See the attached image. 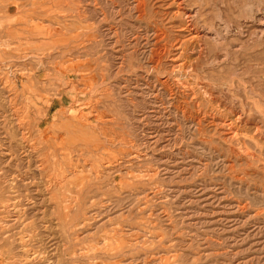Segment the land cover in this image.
<instances>
[{"label":"rangeland","instance_id":"374dc122","mask_svg":"<svg viewBox=\"0 0 264 264\" xmlns=\"http://www.w3.org/2000/svg\"><path fill=\"white\" fill-rule=\"evenodd\" d=\"M18 1L0 0V160L8 159L0 174L11 172L0 177V212L18 204L0 214V264H264V42H246L251 23L245 37L223 33L224 21L241 25L251 8L241 0ZM248 2L264 11V0ZM207 30L217 39L201 37ZM17 35L29 41L23 53ZM58 111L88 137L66 159ZM17 115L30 116L24 139L13 129Z\"/></svg>","mask_w":264,"mask_h":264},{"label":"bare ground","instance_id":"6f19581e","mask_svg":"<svg viewBox=\"0 0 264 264\" xmlns=\"http://www.w3.org/2000/svg\"><path fill=\"white\" fill-rule=\"evenodd\" d=\"M23 1V0H22ZM54 1V0H53ZM92 1V0H91ZM248 1H250V0H241V2H245L246 3V7H247V9H249V8H251L250 10H247V11H250L249 12V16L250 17H247V18H245L244 19V21L241 23L240 22V24L241 25H238V26H236V25H232L233 24V22H232V24L230 23V22H225L224 21V40L226 41L227 39H229L228 37H229V35L230 34H232V35H234L235 37L236 36H238V37H242V36H246V33H245V29L244 28H248L249 27V25H248V27H245V26H247V24H249V23H251V27H250V29H251V31H252V34H251V36H249V39L246 41V42H253V43H261V42H264V11H263V9H261V8H259V6H258V4H257V8H252L251 6H252V3H253V1H251L252 3H250V2H248ZM19 3H20V0L18 1ZM142 2V1H141ZM146 2V1H145ZM230 2H232L233 4V6L235 5H238V4H236V2H240L239 0H230ZM254 2H255V0H254ZM258 3H260L261 4V2H263V1H261V2H259V1H257ZM49 3V2H48ZM50 4V3H49ZM52 4V3H51ZM141 4V3H140ZM181 4V3H180ZM259 4V5H260ZM18 5V4H17ZM26 5V4H25ZM54 5V4H53ZM111 5V4H110ZM178 5H179V3H178ZM185 5V4H184ZM20 6H21V4H20ZM29 6H31V3H30V5ZM37 6V5H36ZM38 6H40V5H38ZM45 6V5H44ZM232 6V8H234ZM239 6V5H238ZM254 6V5H253ZM256 6V5H255ZM254 6V7H255ZM263 6V5H262ZM23 7H26V6H23ZM143 7H145V6H143ZM245 7V5H244V7L243 8H246ZM19 8V7H18ZM129 8V7H128ZM139 8V7H138ZM231 8V9H232ZM243 8H241V9H243ZM32 9V8H31ZM35 9H37V8H35ZM238 9V8H237ZM41 10V9H40ZM46 10V9H45ZM44 9H43V12L45 11ZM48 10V9H47ZM140 10V9H139ZM181 10V9H180ZM227 10V9H226ZM229 11H230V9H228ZM233 10V9H232ZM235 10V9H234ZM240 10V9H239ZM13 11V10H12ZM42 11V10H41ZM115 11H116V9H115ZM219 11H220V9H219ZM228 11V12H229ZM236 11H238V10H236ZM242 11H244V10H242ZM241 11V12H242ZM222 12V11H221ZM234 12V11H233ZM240 12V11H239ZM49 13V12H48ZM119 13V12H118ZM179 13V12H178ZM227 13V12H226ZM243 13H245V11L243 12ZM23 14V13H22ZM39 14V13H38ZM42 14V13H41ZM151 14V13H150ZM188 15V18L190 19V21H194V20H196V18H198L197 16L199 15V10H191V11H189V13H187ZM231 14H233L232 12H231ZM19 15V14H18ZM29 15V14H28ZM159 15V14H158ZM219 15H221V14H219ZM229 15V14H228ZM44 16V15H43ZM52 16V15H51ZM152 16H153V14H152ZM200 16V15H199ZM225 16V15H224ZM231 16V15H230ZM233 16H235L234 14H233ZM238 16V18H239V15H237ZM23 17V16H22ZM35 17V16H34ZM214 17V16H213ZM217 17H218V15H217ZM216 17V18H217ZM222 17V16H221ZM228 18H230V17H228ZM232 18V17H231ZM250 18V20H248ZM218 19V18H217ZM233 19V18H232ZM237 19V18H236ZM19 20V19H18ZM30 20V19H29ZM33 20V19H32ZM36 20V19H35ZM44 19H42V21H43ZM147 20V19H146ZM219 20H220V18H219ZM221 20H223V19H221ZM227 21H228V19H226ZM41 21V22H42ZM230 21V20H229ZM232 21V20H231ZM242 21V20H241ZM148 22V21H147ZM237 22V21H236ZM26 23V22H25ZM43 23V22H42ZM45 23V22H44ZM156 23V22H155ZM22 24V23H21ZM24 24V23H23ZM31 24V23H30ZM193 24V23H192ZM212 24V23H211ZM210 24V25H211ZM219 24V23H218ZM221 24V23H220ZM116 25V24H115ZM185 25V24H184ZM200 25V24H199ZM217 25V24H216ZM22 26V25H21ZM23 26H25V24L23 25ZM28 26V25H27ZM193 26V25H192ZM212 26V25H211ZM138 27V26H137ZM218 27V26H217ZM221 27V26H220ZM33 28V27H32ZM30 29L31 31L32 30H35V29ZM152 28V27H151ZM206 28V27H205ZM214 28H215V26H214ZM249 29V30H250ZM26 29H24V31H25ZM216 30V29H215ZM214 30V31H215ZM220 30V29H219ZM24 31H21V32H24ZM110 31V30H109ZM114 31H115V29H114ZM141 31V30H140ZM145 31V30H144ZM156 31V30H155ZM204 31V30H203ZM221 31V30H220ZM1 33V32H0ZM45 33H47V31H45ZM103 33V32H102ZM137 33H139V32H137ZM203 33V36H201V37H203V38H211L212 40L214 39H217V37L218 36H215L214 35V33L213 34H211L210 32H208V30H207V32H202ZM18 34V33H17ZM33 34H35V33H33L32 32V35ZM52 34V33H51ZM219 34H220V32H219ZM218 34V35H219ZM42 34H38V33H36L35 35H33V37H35V36H41ZM45 35V34H44ZM250 35V34H249ZM2 36V35H1ZM6 36V35H5ZM17 36H20V40H19V48H18V51H20V52H24V50H23V46H25V42L26 41H28V40H26V41H23L24 39H23V35H17ZM47 36V35H46ZM198 36V35H197ZM32 37V36H31ZM31 37H29V38H31ZM31 38V39H33L34 40V38ZM41 37H43V36H41ZM146 37V36H145ZM194 37V36H193ZM222 37V36H221ZM221 37H220V39H221ZM231 37V36H230ZM235 37H234V39H235ZM2 38V37H1ZM19 38V37H18ZM24 38H26V36L24 37ZM47 38V37H46ZM78 38V37H77ZM239 38V39H240ZM247 38V37H246ZM21 39H22V42H21ZM44 39V38H43ZM50 39V38H49ZM76 39V38H75ZM146 39V38H145ZM219 39V38H218ZM245 39V38H244ZM33 40H32V42H33ZM223 40V41H224ZM230 40H231V38H230ZM193 41V40H192ZM237 41H240V40H235V42H236V44H237ZM29 42V41H28ZM40 42V41H39ZM39 42L37 43V44H39ZM216 42V41H215ZM218 42V41H217ZM31 43V42H30ZM137 43V42H136ZM220 43H221V41H220ZM219 43V45H221ZM226 43V42H225ZM227 43H228V41H227ZM252 43V44H253ZM51 44V43H50ZM67 44H69V43H67ZM72 44V43H71ZM114 44V43H113ZM117 44V43H116ZM200 44V43H199ZM34 45V44H33ZM131 45V44H130ZM164 45V44H163ZM204 45V44H203ZM225 45V44H224ZM229 45V44H228ZM242 45V44H241ZM32 46V45H31ZM200 46V45H199ZM216 46H217V44H216ZM230 46V45H229ZM250 46V45H249ZM84 47V46H83ZM123 47V46H122ZM236 47V46H235ZM2 48V47H1ZM142 48V47H141ZM172 48V47H171ZM170 48V49H171ZM219 48H220V46H219ZM241 48H242V46L240 47V52L242 51L241 50ZM149 49V48H148ZM160 49V48H159ZM203 49H204V47H203ZM227 49H230V48H227ZM232 49V48H231ZM246 49V48H245ZM224 50H226V49H224ZM238 50V49H237ZM256 49H254V51H255ZM27 51V50H26ZM137 51V50H136ZM226 51H228V50H226ZM232 51H233V49H232ZM33 52V51H32ZM69 52V51H68ZM116 52V51H115ZM161 52V51H160ZM239 52V51H238ZM239 52V53H240ZM29 53V52H28ZM242 53V52H241ZM244 53V52H243ZM49 54V53H48ZM137 54V53H136ZM169 54V53H168ZM168 54H166V55H168ZM223 54V53H222ZM44 55V54H43ZM229 55V54H228ZM28 56V55H27ZM32 56V55H31ZM169 56V55H168ZM226 55L224 54V57H225ZM20 57H22V56H20ZM29 57V56H28ZM39 56H37V58H38ZM161 57V56H160ZM231 57V56H230ZM40 58V57H39ZM127 58V57H126ZM215 58V57H214ZM222 58V57H221ZM227 58H228V56H227ZM226 58V59H227ZM13 59V58H12ZM30 59H32L31 57H30ZM33 59H34V57H33ZM116 59H118V58H116ZM217 59V58H216ZM225 59V58H224ZM40 60V59H39ZM42 60V59H41ZM222 60V59H221ZM10 61V60H9ZM23 61V60H22ZM127 61V60H126ZM2 62H3V60H2ZM7 62H8V60H7ZM25 62V61H24ZM45 62V61H44ZM224 62H225V60H224ZM9 63V62H8ZM12 63V62H11ZM17 63V62H16ZM82 63V62H81ZM161 63V62H160ZM215 63V62H214ZM220 63H223V62H220ZM226 63V62H225ZM18 64H19V62H18ZM80 64V63H79ZM73 65V64H72ZM4 66V65H3ZM71 66V65H70ZM119 66V65H118ZM121 66V65H120ZM161 66V65H160ZM4 68V67H3ZM12 68V67H11ZM66 68H68V67H65V69ZM74 68H76V67H74ZM153 68V67H152ZM165 68V67H164ZM7 69H9V68H7ZM47 69V68H46ZM86 69V68H85ZM131 69V68H130ZM0 70H1V68H0ZM23 70V69H22ZM49 70V69H48ZM70 69H68L67 71H69ZM3 71V70H2ZM7 71H9V70H7ZM11 71V70H10ZM14 71V70H13ZM16 71V70H15ZM17 71H18V69H17ZM32 71V70H31ZM56 71V70H55ZM80 71H82V70H80ZM163 71H164V69H163ZM19 72V71H18ZM22 72V71H21ZM28 72V71H27ZM30 72V71H29ZM34 72V71H33ZM54 72V71H53ZM7 73V72H6ZM81 73V72H80ZM21 74V73H20ZM26 74V73H25ZM25 74L24 73H22L20 76H22V75H24L25 76ZM28 74V73H27ZM69 74V73H68ZM86 74V73H85ZM89 74V73H88ZM149 74V73H148ZM183 74V73H182ZM30 75V74H29ZM33 75V74H32ZM38 75H40V74H38ZM42 75V74H41ZM60 75H61V73H60ZM83 75H84V73H83ZM189 75V74H188ZM3 76V75H2ZM1 76V77H2ZM13 76H14V74H13ZM13 76H12V78H13ZM69 76V75H68ZM88 76V75H87ZM23 77V76H22ZM27 77V76H26ZM29 78L28 79H30V76H28ZM34 77V76H33ZM41 77V76H40ZM48 77H50V76H48ZM54 77V76H53ZM55 77H56V74H55ZM235 77V76H234ZM57 78V77H56ZM77 78V77H76ZM79 78V77H78ZM148 78V77H147ZM201 78V77H200ZM0 79H2V78H0ZM5 79V78H4ZM9 80H10V83H11V79L10 78H8ZM89 79V78H88ZM150 79V78H149ZM233 79V78H232ZM36 80H38V79H36ZM48 80V79H47ZM69 80V79H68ZM33 81V80H32ZM60 81H62L63 82V80H60ZM65 81H67V80H65ZM71 81V80H70ZM69 81V82H70ZM76 81V80H75ZM75 81H74V83H75ZM82 81H83V79H82ZM21 82V81H20ZM26 82V81H25ZM29 82H30V80H29ZM68 82V81H67ZM71 82H73V81H71ZM77 82V81H76ZM208 82V81H207ZM232 82V81H231ZM26 83H28V82H26ZM31 83V82H30ZM33 83H34V81H33ZM48 83V82H47ZM86 83V82H85ZM8 84H9V81H8ZM14 84V83H13ZM18 84V83H17ZM76 84V83H75ZM74 84V85H75ZM89 84V83H88ZM231 84V83H230ZM229 84V85H230ZM0 85H1V81H0ZM10 85V84H9ZM9 85H6V86H9ZM34 85V84H33ZM62 85V84H61ZM66 85V84H65ZM92 85H93V83H92ZM105 85V84H104ZM228 85V84H227ZM76 86V85H75ZM90 86V85H89ZM10 87V86H9ZM61 86L59 85V88H60ZM70 87V86H69ZM93 87V86H92ZM1 89H3L2 88V85H1V87H0ZM4 88H7V87H5L4 86ZM11 88V87H10ZM23 88H24V90L26 91V89H28L29 87L28 86H23ZM31 88H32V86H31ZM33 88H35L34 86H33ZM58 88V87H57ZM66 88V87H65ZM94 88V87H93ZM95 88H96V86H95ZM94 88V89H95ZM0 89V90H1ZM15 89V88H14ZM30 89V88H29ZM36 89V88H35ZM61 89V88H60ZM59 89V90H60ZM80 89V88H79ZM86 89V88H85ZM93 89V90H94ZM225 89V88H224ZM12 90H13V88H12ZM17 90V89H16ZM19 90H21V89H19ZM52 90V89H51ZM64 90V89H63ZM117 90V89H116ZM7 91V90H6ZM10 90H8V94L10 93L9 92ZM32 91V90H31ZM57 91V90H56ZM95 91V90H94ZM165 91V90H164ZM251 91V90H250ZM1 92V91H0ZM21 92V91H20ZM28 92V94L30 93L29 91H27ZM33 92V91H32ZM78 92V91H77ZM4 93V95H6L5 94V92H3ZM12 93V92H11ZM16 93V92H15ZM43 93V92H42ZM216 93V92H215ZM2 94V93H1ZM0 94V95H1ZM18 94H19V92H18ZM17 93H16V95L15 96H17L18 95ZM27 94V93H26ZM31 94V93H30ZM40 94V93H39ZM3 95V96H4ZM20 95V94H19ZM32 95V94H31ZM35 95H36V93H35ZM57 95V94H56ZM64 95V94H63ZM11 96V95H10ZM71 96H72V94H71ZM77 96V95H76ZM210 96V95H209ZM6 97H7V95H6ZM23 97V96H22ZM16 98V97H15ZM20 98V97H19ZM30 98V97H29ZM32 98V97H31ZM35 98V97H34ZM37 98V97H36ZM35 98V99H36ZM40 98V97H39ZM61 98V97H60ZM213 98V97H212ZM4 99V98H3ZM11 99H13V98H11ZM11 99H8L9 100V102L11 103L12 101H10ZM22 99H24V98H22ZM34 99V100H35ZM1 100V99H0ZM8 100H4V101H7L8 102ZM25 100V99H24ZM26 100H29V99H26ZM99 100V99H98ZM222 100V99H221ZM31 100H29V102H30ZM3 102V101H2ZM14 102H16V101H14ZM23 102V101H22ZM28 102V101H27ZM26 102V103H27ZM61 102V101H60ZM5 103V102H4ZM10 103H9V105H10ZM3 104V103H2ZM8 104V103H7ZM14 104V103H13ZM15 104H17V102L15 103ZM26 105V107L25 108H27V104H25ZM4 106H6V105H4ZM12 106H15V105H12ZM33 106V105H32ZM2 107V106H1ZM18 107V106H17ZM4 108V107H3ZM3 108H1V109H3ZM11 108V107H10ZM18 108H20V107H18ZM5 109V108H4ZM21 109V108H20ZM31 109H32V107H31ZM9 110V109H8ZM16 110V109H15ZM29 110H30V108H29ZM1 111V110H0ZM4 111V110H3ZM6 111V113H7V110H5ZM19 111V110H18ZM23 111V110H22ZM182 111V110H181ZM9 112V111H8ZM15 112V111H14ZM17 112V111H16ZM15 112V113H16ZM21 112V111H20ZM59 112V111H58ZM10 113H13V111L12 112H10ZM24 113V112H23ZM23 113L21 112V115H23ZM35 113H37V111L35 112ZM68 112H66V113H64L63 111H60L59 112V115H58V118H57V122H60L59 124L58 123H56V124H58V128H57V130L58 131H61L63 134H65V138L62 140V142H61V144H63L62 145V148L64 149V151L66 152V154H65V159L67 158V155H70V157H73L71 154H72V152L70 151V149L71 148H75L74 146H76L77 144H78V142L79 141H81V140H83V141H86V138L88 139V137H87V135H83V134H81L80 132L81 131H79V129H78V127L77 126H74V125H72V123H71V121H74L75 119L74 118H70V119H68L69 118V115L67 114ZM14 114V113H13ZM20 114V113H19ZM34 114V113H33ZM7 115V114H6ZM8 115H12V114H8ZM21 115H17L16 116V119L14 120V119H12V120H14L13 122H14V124H15V126L13 127V126H11V127H13V129L16 131V130H19V129H21V133L23 134V131H22V129H23V127L27 124V122H29V124H30V116L29 115H24V116H21ZM31 115V114H30ZM241 115V114H240ZM13 117L15 116V115H12ZM1 117V116H0ZM3 117H4V115H3ZM32 117V116H31ZM184 117V116H183ZM240 117V116H239ZM8 118V117H7ZM7 118H6V120H7ZM11 118V117H10ZM33 118H34V116H33ZM84 118V117H83ZM5 119V118H4ZM4 119L2 120V121H4ZM36 119V118H35ZM35 119L33 120V121H35ZM0 120H1V118H0ZM11 120V119H10ZM38 120H40V119H38ZM8 121H9V119H8ZM37 121V120H36ZM1 122V121H0ZM75 122V121H74ZM73 122V123H74ZM3 123V122H2ZM2 123H0L1 125H2ZM40 123V122H39ZM4 124V123H3ZM9 124V123H8ZM12 124V123H11ZM28 124V125H29ZM32 124H34V123H32ZM81 124V123H80ZM80 124H78V125H80ZM0 125V126H1ZM39 125V124H38ZM55 125V124H54ZM3 126H5V125H2V127ZM10 126V125H9ZM11 127H10V129H11ZM36 127V126H35ZM53 127V126H52ZM82 127V126H81ZM5 128H6V126H5ZM25 128V127H24ZM27 128V127H26ZM29 128V127H28ZM7 129V128H6ZM9 129V128H8ZM29 129H31V128H29ZM1 130V129H0ZM13 130V131H14ZM27 130V129H26ZM3 131V130H2ZM20 131V130H19ZM32 131V130H31ZM31 131H30V133H31ZM43 131V130H42ZM51 131V130H50ZM54 131V130H53ZM8 132H10L9 130H8ZM25 132V131H24ZM33 132H34V130H33ZM52 132V131H51ZM56 131H54L53 133H55ZM1 133V132H0ZM5 133V132H4ZM14 133V132H13ZM18 133V132H17ZM43 133V132H42ZM58 133V132H57ZM1 134H3V133H1ZM26 134V133H25ZM25 134H23V139H24V137L26 138V136H24ZM41 134V133H40ZM59 134V133H58ZM80 136H79V135ZM6 134H4V136H5ZM19 135L21 136V134L19 133ZM36 135V134H35ZM18 136V135H17ZM16 136V137H17ZM30 136V135H29ZM32 136V135H31ZM58 136V135H57ZM59 137V136H58ZM78 137H81V139H79ZM1 138V137H0ZM8 138V137H7ZM32 138V137H31ZM36 138V137H35ZM34 138V139H35ZM38 138V137H37ZM40 138V137H39ZM52 138V137H51ZM93 138V137H92ZM5 139V138H4ZM40 139H44V138H42V136H41V138ZM58 139V138H57ZM62 139V138H61ZM95 139V138H94ZM21 140V139H20ZM28 140H29V138H28ZM27 140V141H28ZM51 140V139H50ZM49 140V141H50ZM54 140V139H53ZM116 140V139H115ZM7 141V140H6ZM14 141V140H13ZM24 141H26V140H24ZM32 141V140H31ZM41 141V140H40ZM43 141V140H42ZM2 142V141H1ZM11 142V141H10ZM15 142H17V141H15ZM8 143V142H7ZM18 143V142H17ZM21 143V142H20ZM20 143H19V145H20ZM27 143V142H26ZM32 143V142H31ZM44 143V142H43ZM47 143V142H46ZM57 143H58V141H57ZM90 143V142H89ZM110 143V142H109ZM1 144V143H0ZM2 144H4V141H3V143ZM29 144V143H28ZM38 144H40V143H38ZM37 144V145H38ZM51 144H52V142H51ZM55 144H56V142H55ZM9 145V144H8ZM15 145V144H14ZM23 145V144H22ZM30 145V144H29ZM32 145V144H31ZM37 145H36V147H37ZM40 145H43V144H40ZM39 145V146H40ZM46 145H48V144H46ZM69 145V146H68ZM10 146L12 147L13 145H11L10 144ZM18 146V144L16 145V147ZM27 146V145H26ZM33 146H34V142H33ZM32 146V147H33ZM44 146V145H43ZM42 146V147H43ZM52 146H53V144H52ZM9 147V146H8ZM20 147V146H19ZM22 147V146H21ZM24 147H25V145H24ZM35 147V148H36ZM49 147V146H48ZM77 147V146H76ZM82 147V146H81ZM88 147V146H87ZM3 148V147H2ZM13 148V147H12ZM11 148V149H12ZM28 148V147H27ZM40 148V147H39ZM84 148V147H83ZM86 148V147H85ZM92 148V147H91ZM9 149V148H8ZM15 149V148H14ZM22 149V148H21ZM25 149V148H24ZM30 149V148H29ZM77 149V148H76ZM81 149V148H80ZM1 150H3V149H1ZM4 150H5V148H4ZM19 151H20V149H18ZM28 150V149H27ZM36 150V149H35ZM54 150H57V149H54ZM91 150V149H90ZM12 151H14V150H12ZM11 151V152H12ZM16 151V150H15ZM25 151H26V149H25ZM25 151H23V152H25ZM30 151V150H29ZM32 151V150H31ZM38 151V150H37ZM51 151V150H50ZM60 151V150H59ZM63 151V150H62ZM84 151V150H83ZM86 151V150H85ZM89 151V150H88ZM96 151V150H95ZM10 152V153H11ZM36 152V151H35ZM52 152H54L53 150H52ZM76 154L78 155V152L80 153L81 152V150H76ZM92 152H94V151H92ZM0 153H2V152H0ZM12 153H15V152H12ZM21 153V152H20ZM27 154H29L28 152H26ZM33 153V152H32ZM38 153V152H37ZM50 153V152H49ZM60 153H62V152H60ZM95 153V152H94ZM4 154V153H3ZM8 154V153H7ZM16 154V153H15ZM55 154V153H54ZM59 154V153H58ZM75 154V155H76ZM89 154V153H88ZM2 155V154H1ZM11 155V154H10ZM18 156H19V154H17ZM47 155V154H46ZM62 155V154H61ZM64 155V154H63ZM80 155V154H79ZM100 155V154H99ZM12 156V155H11ZM96 156H98V155H96ZM2 157H3V155H2ZM1 157V158H2ZM15 157H17V156H15ZM14 157V158H15ZM21 157V156H20ZM29 157V156H28ZM52 157V156H51ZM54 157H56L55 155H54ZM62 157V156H61ZM0 158V159H1ZM5 158H7V157H5ZM4 158V159H5ZM13 158V156H12V159H14ZM44 158V157H43ZM45 158H47V157H45ZM45 158H44V160H43V162L45 161ZM53 158V157H52ZM77 158V157H76ZM93 158H95V157H93ZM99 158V157H98ZM101 158V157H100ZM99 158V159H100ZM3 159V160H4ZM25 160H27L26 159V157L24 158ZM29 159V158H28ZM42 159V158H41ZM73 159V158H72ZM71 159V160H72ZM96 159V158H95ZM110 158H108L107 160H109ZM2 160V161H3ZM8 160V159H7ZM6 160V161H7ZM9 160H11V159H9ZM15 160V159H14ZM68 160V159H67ZM77 161L79 160V159H76ZM75 160V161H76ZM104 160H106V158H104ZM1 161V160H0ZM1 161V162H2ZM5 161V160H4ZM3 161V162H4ZM5 161V162H6ZM18 161H20V159L18 160ZM18 161H17V163H18ZM32 161H34V160H32ZM47 161V160H46ZM61 162H62V159L60 160ZM69 161V160H68ZM75 161H73V162H75ZM83 161V160H82ZM100 161H101V159H100ZM1 162H0V164H1ZM9 162V161H8ZM12 162H13V160H12ZM27 162V161H26ZM26 162H24L25 164H28V162L26 163ZM30 163H29V165L31 164V161H29ZM38 162V161H37ZM50 162L52 163V161L50 160ZM55 162L56 161H54V164H55ZM64 162H65V160H64ZM63 162V163H64ZM73 162L71 163V164H73ZM110 162V161H109ZM11 163V162H10ZM20 163H21V161H20ZM18 164L17 166H19L20 168H21V164ZM33 164L35 163V162H32ZM48 163V162H47ZM65 163H67V161L65 162ZM102 163V162H101ZM6 164V163H5ZM8 164V163H7ZM46 164V163H45ZM45 164H44V167H46L45 166ZM75 164V163H74ZM78 164H80V163H78ZM111 164V163H110ZM2 166H3V164H1ZM28 165V166H29ZM32 165V164H31ZM42 165V164H41ZM48 165H49V163L47 164V167H48ZM53 165V164H52ZM61 165V164H60ZM63 165H65V164H62L61 166H63ZM81 165V164H80ZM101 165V164H100ZM11 166H13V165H11ZM17 166H16V170H17ZM23 166V165H22ZM38 166V165H37ZM75 166H79V165H74V167ZM6 167V166H5ZM23 167H25V166H23ZM32 167V166H31ZM31 167H29V168H31ZM34 167H35V165H34ZM41 167V166H40ZM49 167H50V165H49ZM65 167H67V166H65ZM1 168V167H0ZM13 168V167H12ZM26 168H27V165H26ZM33 168V167H32ZM7 169H8V167H7ZM11 169V168H10ZM24 169V168H23ZM42 169V168H41ZM52 169H54V167L52 168ZM57 169H58V167H57ZM56 169V170H57ZM59 169H60V167H59ZM58 169V170H59ZM61 169H64V168H61ZM73 170L75 169V168H72ZM2 169H0V171H1ZM4 170H5V168H4ZM3 170V171H4ZM14 170V169H13ZM20 170V169H19ZM21 170H22V168H21ZM27 170H29V169H27ZM31 170H34V169H31ZM47 170L48 169H46V172L45 173H48L47 172ZM55 170V169H54ZM53 170V171H54ZM57 170V171H58ZM77 170H78V168H77ZM30 171V170H29ZM41 171V170H40ZM50 171V170H49ZM64 171V170H63ZM71 171V170H70ZM114 171V170H113ZM6 172H8V171H5V172H2L1 174L3 175L4 173H6ZM23 172H25V171H23ZM28 172V171H27ZM72 172V171H71ZM70 172V173H71ZM75 172V171H74ZM73 172V173H74ZM8 173H11V172H8ZM8 173H6V175H4V176H6L7 177V175H8ZM32 173V172H31ZM34 173V172H33ZM43 173V172H42ZM41 173V174H42ZM53 173H55V171L53 172ZM57 173V172H56ZM58 173H59V171H58ZM62 173V172H61ZM63 173H66V172H63ZM79 173H81V172H79ZM98 173V172H97ZM0 174V177L2 176ZM18 174H19V172H18ZM22 176L24 175V173L22 174V172L20 173ZM68 174V173H67ZM12 175V174H11ZM13 175H15L14 173H13ZM43 175V174H42ZM41 175V176H42ZM54 175V174H53ZM56 175V174H55ZM54 175V176H55ZM62 175V174H61ZM61 175H59V177L61 176ZM72 175H74V174H72ZM76 175V174H75ZM17 176V175H16ZM15 176V177H16ZM50 176V175H49ZM66 176V175H65ZM68 176V175H67ZM70 176V175H69ZM9 177V176H8ZM18 177V176H17ZM21 177V176H20ZM19 177V178H20ZM25 177H27V176H25ZM46 177V176H45ZM58 177V178H59ZM62 177H64V176H62ZM2 178H4V177H2ZM2 178L0 179V180H2ZM14 177H12V179H13ZM18 178V179H19ZM27 178H29V177H27ZM34 178V177H33ZM65 178V177H64ZM10 179V178H9ZM30 179H32V176H31V178ZM51 179V178H50ZM52 179H54V178H52ZM56 179H57V177H56ZM4 180H5V178H4ZM7 180V179H6ZM17 180V179H16ZM19 180H24V179H19ZM18 180V181H19ZM33 180V179H32ZM55 180V179H54ZM62 180V179H61ZM64 180V179H63ZM85 180V179H84ZM10 181V180H9ZM46 181H47V179H46ZM57 181V180H56ZM17 182V181H16ZM27 182H29V179H28V181ZM32 182V181H31ZM45 182V181H44ZM62 182V181H61ZM66 182V181H65ZM1 183V182H0ZM5 183V182H4ZM12 183H14V182H12ZM17 183H19V182H17ZM20 183H21V181H20ZM47 183H49V182H47ZM50 183H52L51 181H50ZM56 182H54V184H55ZM63 183V182H62ZM6 184V183H5ZM33 183H31V185H32ZM46 184V183H45ZM53 184V183H52ZM57 184V183H56ZM61 184V183H60ZM65 184V183H64ZM63 184V185H64ZM74 184V183H73ZM73 184H72V186H73ZM1 186H2V184H0ZM17 185V184H16ZM24 185V184H23ZM22 185V186H23ZM63 185H62V187H63ZM129 185V184H128ZM4 186V185H3ZM6 186V185H5ZM4 186V187H5ZM11 187H12V185H10ZM10 186H8L7 185V189H9V187ZM14 186V185H13ZM25 186H26V184H25ZM24 186V187H25ZM30 186V185H29ZM33 186V185H32ZM50 186H51V184H50ZM60 186V185H59ZM66 186V185H65ZM10 187V188H11ZM15 187V186H14ZM14 187H12V188H14ZM31 187V186H30ZM30 187H28V188H30ZM69 187L71 188V186L69 185ZM122 187V186H121ZM6 188H4V189H6ZM11 188V189H12ZM16 188V187H15ZM44 188V187H43ZM52 188V187H51ZM54 188V187H53ZM52 188V189H53ZM66 188V187H65ZM70 188L68 189V186H67V189L68 190H70ZM73 188V187H72ZM101 188V187H100ZM3 189V190H4ZM11 189H10V191H11ZM17 189V188H16ZM40 189H42V188H40ZM45 189V188H44ZM55 189H57V188H55ZM54 189V190H55ZM61 189H63V188H61ZM61 189H59V192H57V195L60 197V194H62L63 193V191L61 190ZM99 189V188H98ZM20 190H22V189H20ZM24 190H27V189H25L24 188ZM23 190V191H24ZM38 190V189H37ZM49 190V189H48ZM47 190V191H48ZM73 190V189H72ZM16 191V190H15ZM18 191V190H17ZM30 191H32V190H30ZM44 191H46V190H43V192ZM64 191H66V190H64ZM99 191V190H98ZM101 191V190H100ZM1 192H2V189H1ZM28 192H29V190H28ZM53 192H55V191H53ZM92 192V191H91ZM13 193H15V192H13L12 191V193H10L11 195L13 194ZM17 193V192H16ZM19 194H20V192H18ZM31 193V192H30ZM51 193V192H50ZM66 193H67V191H66ZM7 195H8V193H6ZM22 194H24V193H22ZM29 194V193H28ZM36 194H37V192H36ZM41 194V193H40ZM47 194H49V191L47 192ZM68 194V193H67ZM26 195V194H25ZM32 195V194H31ZM34 195V194H33ZM32 195V196H33ZM43 195V194H42ZM45 195V194H44ZM63 195V194H62ZM69 195V194H68ZM76 195H77V193H76ZM87 196H88V194H86ZM6 196V195H5ZM10 196V195H9ZM8 196V197H9ZM19 196V195H18ZM30 196V195H29ZM64 196H66V195H64ZM71 196V195H70ZM7 197V196H6ZM5 197V198H6ZM34 197V196H33ZM89 197V196H88ZM0 198H1V196H0ZM10 198V197H9ZM15 197H13V199H14ZM16 198H19V197H16ZM25 198H28V197H26L25 196ZM30 198V197H29ZM63 198H65L66 200H67V198L66 197H63ZM72 198V197H71ZM83 198V197H82ZM21 199V198H20ZM32 199V198H31ZM54 199V198H53ZM56 200H58L59 198H55ZM6 200V199H5ZM8 200V199H7ZM6 200V201H7ZM64 200V199H63ZM66 200H65V202H66ZM76 200V199H75ZM78 200V199H77ZM83 200V199H82ZM3 202H4V199L2 200ZM14 201V200H13ZM23 201V200H22ZM21 200L19 201V202H22ZM86 201H87V199H86ZM8 202H9V200H8ZM17 202V201H16ZM16 202H15V206H18V204H16ZM30 202V201H29ZM55 202V201H54ZM77 202V201H76ZM7 203V202H6ZM10 203V202H9ZM13 203V202H12ZM82 203H83V201H82ZM66 204V203H65ZM75 204V203H74ZM84 204V203H83ZM1 205V204H0ZM7 205V204H6ZM14 205H11V204H9L8 206H5L4 207V210H1V212H0V214H3V213H5V214H7L8 216H6V217H9L10 216V214H11V212H10V209H8L10 206H14ZM35 205V204H34ZM40 205V204H39ZM72 205V204H71ZM76 205V204H75ZM75 205H73V206H75ZM82 205V204H81ZM2 206V205H1ZM14 206V207H15ZM69 206V205H68ZM11 208V207H10ZM41 208V207H40ZM55 208V207H54ZM53 208V209H54ZM66 208V207H65ZM69 208H71V207H69ZM75 208V207H74ZM1 209V208H0ZM16 209H19V208H16ZM46 209V208H45ZM7 210H9V211H7ZM42 210V209H41ZM55 211H56V209H54ZM54 210H52V211H54ZM67 210V209H66ZM65 210V211H66ZM70 210V209H69ZM74 210V209H73ZM76 210V209H75ZM17 211H19V210H17ZM44 211V210H43ZM46 212V211H45ZM69 212V211H68ZM10 213V214H9ZM37 213V212H36ZM47 213V212H46ZM46 213H45V215H46ZM65 213H67V211L65 212ZM75 213H76V211H75ZM142 213V212H141ZM15 214H16V212H15V210H14V215L13 216H11V219L12 218H14V217H16L15 219L17 220V218H18V216H15ZM23 214V213H22ZM32 214H30V216H31ZM40 215V214H39ZM74 215V214H73ZM72 214H71V216H73ZM36 216V215H35ZM43 216V215H42ZM51 217V216H50ZM5 218V217H4ZM11 219L10 218H8L7 219V221L9 220V221H11ZM22 219V218H21ZM95 219V218H94ZM15 220V221H16ZM18 220H19V218H18ZM68 220V219H67ZM75 220V219H74ZM0 221H3V222H5V220H3V219H1ZM12 221H14V220H12ZM14 221V222H15ZM72 221V220H71ZM58 222V221H57ZM74 222V221H73ZM30 223V222H29ZM17 224V223H16ZM70 224V223H69ZM72 224H74V223H71V225ZM85 224V223H84ZM83 224V225H84ZM31 225V224H30ZM49 225V224H48ZM79 225V224H78ZM82 225V224H81ZM3 226V225H2ZM38 226V225H37ZM28 227H30V226H28ZM58 227V226H57ZM41 228V227H40ZM26 230H28L27 228H25ZM33 229V228H32ZM46 229V228H45ZM30 230V229H29ZM41 230V229H40ZM78 230V229H77ZM76 230V231H77ZM130 230V229H129ZM31 231V230H30ZM33 231V230H32ZM69 231V230H68ZM34 232V231H33ZM66 232V231H65ZM70 232V231H69ZM74 232H75V230H74ZM17 233V232H16ZM45 233V232H44ZM32 234H34V233H32L31 232V234L30 235H32ZM43 234V233H42ZM3 235V234H2ZM1 235V236H2ZM5 235V234H4ZM38 235V234H37ZM37 235L35 234V236H32V237H37ZM73 235V234H72ZM3 237V236H2ZM1 237V238H2ZM8 237H10V236H7L6 237V235H5V238H8ZM12 237V236H11ZM0 238V239H1ZM29 238H31V236L29 237ZM38 238V237H37ZM14 239V238H13ZM13 239H11L12 241H13ZM18 239V238H17ZM33 239V238H32ZM31 239V240H32ZM36 239V238H35ZM35 239H34V241H35ZM42 239V238H41ZM71 239H72V237H71ZM21 240V239H20ZM38 240V239H37ZM47 240V239H46ZM22 241V240H21ZM25 241V240H24ZM28 240H26V242H27ZM14 243V242H13ZM16 243V242H15ZM14 243V244H15ZM25 243V242H24ZM31 243H33V240L31 241ZM104 243V242H103ZM0 244H4V243H0ZM17 244H18V242H17ZM29 244V243H28ZM36 244V243H35ZM10 244H8V246H9ZM12 245V244H11ZM16 245V244H15ZM19 245V244H18ZM21 245H22V242H21ZM24 245V244H23ZM27 244H25V246H26ZM48 245V244H47ZM131 245V244H130ZM6 249H7V244H6ZM9 247H11V246H9ZM12 247H15L14 245H12ZM20 247V246H19ZM18 247V248H19ZM121 248H122V246H120ZM52 248V247H51ZM135 248V247H134ZM1 250V252H3L4 253V251H2L3 250V248H0ZM17 249V248H16ZM9 250V249H8ZM11 250H15V249H12V248H10V251ZM46 250V249H45ZM50 250V249H49ZM65 250V249H64ZM82 250V249H81ZM7 250H5V252H6ZM10 251H9V254H10ZM24 251V250H23ZM14 253V252H13ZM25 253H27V252H25ZM25 253H23V254H25ZM55 253V252H54ZM90 253V252H89ZM7 254V253H6ZM83 254V253H82ZM85 254V253H84ZM2 255V254H1ZM11 255V254H10ZM21 255V254H20ZM27 255H28V253H27ZM6 256V255H5ZM7 256H9V255H7ZM12 256V255H11ZM18 256V255H17ZM82 256V255H81ZM13 257V256H12ZM61 257V256H60ZM86 257H87V254H86ZM89 257V256H88ZM37 258V257H36ZM12 259V258H11ZM65 260V259H64ZM64 260H63V262L62 263H65L64 262ZM4 261V260H3ZM40 261V260H39ZM29 262V261H28ZM31 262H32V260H31ZM57 262V261H56ZM10 263V262H9ZM58 264V263H57Z\"/></svg>","mask_w":264,"mask_h":264}]
</instances>
